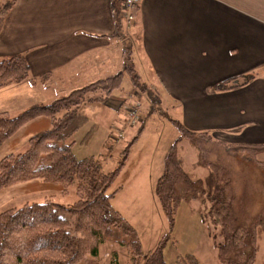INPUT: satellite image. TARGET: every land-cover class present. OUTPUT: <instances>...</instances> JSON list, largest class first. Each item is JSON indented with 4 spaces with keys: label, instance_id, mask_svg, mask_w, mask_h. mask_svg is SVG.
<instances>
[{
    "label": "crops",
    "instance_id": "crops-1",
    "mask_svg": "<svg viewBox=\"0 0 264 264\" xmlns=\"http://www.w3.org/2000/svg\"><path fill=\"white\" fill-rule=\"evenodd\" d=\"M10 2L13 7L0 14V61L24 55L36 79L0 88V112L14 116L123 71L122 0H0V7ZM138 7L132 30L141 38L130 57L135 69L145 64L162 84L185 126L211 128L228 143L263 145L264 0H141ZM256 68L260 78L231 86L232 78L241 76V84ZM223 83L230 88L217 85ZM124 95L112 93L82 112L97 105L124 118ZM49 127L40 116L7 142L21 130L28 135ZM119 193L113 203L129 219L117 203Z\"/></svg>",
    "mask_w": 264,
    "mask_h": 264
},
{
    "label": "trees",
    "instance_id": "trees-1",
    "mask_svg": "<svg viewBox=\"0 0 264 264\" xmlns=\"http://www.w3.org/2000/svg\"><path fill=\"white\" fill-rule=\"evenodd\" d=\"M13 5L10 2L1 6L0 14L3 16ZM138 10L139 7L135 15ZM117 19L122 24L120 9ZM124 73L134 86H140L133 61L125 55L123 71L76 88L52 103L32 105L14 116L0 112V147L28 122L40 116L50 120L49 128L29 138L26 151L10 153L0 160V191L15 183L43 180L62 185L66 194L73 186L77 196L69 206L48 198L0 211V264H76L87 255L97 256L100 244L106 242L126 246L130 264H166L165 238L146 254L138 230L113 203L131 176L128 171L121 173L133 142L124 149L119 166L111 171L103 169L100 157L79 158L72 151L74 141L70 139L88 121L81 112L82 106L110 97L120 87ZM28 79L36 78L31 77L30 64L24 55L0 61V88ZM252 79L253 76H248L241 84L231 86L239 87ZM222 86L230 88L227 83ZM96 92L101 96L92 98L90 95ZM172 121L179 136L165 154V169L155 187L170 227L182 202L202 198L209 204L204 221L209 223L214 238L216 231L221 236L216 243L220 262L254 264L258 237L264 232V209L259 215L247 217L244 209L247 198L235 193L231 170L207 158L203 143L209 139V132L194 131L178 120ZM181 140L197 149L198 164L210 171L206 179L185 170L178 152ZM227 148L249 156L263 150L264 144H234ZM62 211L75 219L63 217Z\"/></svg>",
    "mask_w": 264,
    "mask_h": 264
},
{
    "label": "rangeland",
    "instance_id": "rangeland-1",
    "mask_svg": "<svg viewBox=\"0 0 264 264\" xmlns=\"http://www.w3.org/2000/svg\"><path fill=\"white\" fill-rule=\"evenodd\" d=\"M123 37L127 40L125 55L130 56L132 44H140V33L134 34L132 30ZM135 70L140 76V86H134L130 77L124 73L120 87L113 92L115 96L117 93H125L123 100L127 107L126 116H116L107 108L98 109L97 105L88 106L84 111L88 117L87 123L70 139L74 141L72 151L79 158L100 157L103 169L111 171L119 166L124 149L133 142L121 173L122 175L128 171L131 176L120 190V201L117 203L138 230L145 253L152 252L160 240L165 238L163 256L166 264H222L216 247L221 236L216 231L214 238L209 223L204 221L209 211L207 202L202 198L182 202L176 211L173 227H170L162 210L155 187L165 169V154L179 136L178 128L172 120H178L184 125L186 123L184 114L179 115L177 105L168 98L162 84L149 74L145 64L138 63ZM248 76H253V79L260 78L259 68L243 74L242 77L247 79ZM240 77L232 80L235 79V83ZM90 96L94 98L101 95L96 92ZM94 102L98 101H89L87 104ZM134 109L138 112V120L130 123V112ZM194 131L210 133L209 139L203 143L208 151L207 158L231 170L235 193L247 198L244 208L247 217L250 219L259 215L264 209V164L258 160L264 161V151L248 156L244 152L227 148L234 144L228 143L220 132L214 133L211 128ZM36 133L38 132L24 135L21 130L15 139L0 147V160L10 153L26 151L29 138ZM121 133V140L114 142L111 139ZM22 135L24 136L21 137ZM178 152L186 171L203 179L210 175L208 168L198 164V151L190 142L181 140L178 143ZM48 198L69 206L77 199L75 187L71 186L66 194L62 185L43 180L15 183L0 191V211L21 208L28 203L41 202ZM61 215L75 219L66 211H62ZM76 264H130L129 252L126 246L106 242L100 244L97 256L87 255ZM254 264H264V232L258 237Z\"/></svg>",
    "mask_w": 264,
    "mask_h": 264
},
{
    "label": "built area",
    "instance_id": "built-area-1",
    "mask_svg": "<svg viewBox=\"0 0 264 264\" xmlns=\"http://www.w3.org/2000/svg\"><path fill=\"white\" fill-rule=\"evenodd\" d=\"M141 0H122L120 7V15L122 17L123 23V34L126 35L130 33L134 26V21L136 18L135 9L139 6ZM130 120L135 122L138 120V112L137 110H132L130 112ZM133 125V124H132ZM123 138V134L121 133L119 136L111 137L114 142H117Z\"/></svg>",
    "mask_w": 264,
    "mask_h": 264
},
{
    "label": "water",
    "instance_id": "water-1",
    "mask_svg": "<svg viewBox=\"0 0 264 264\" xmlns=\"http://www.w3.org/2000/svg\"><path fill=\"white\" fill-rule=\"evenodd\" d=\"M235 83H238L237 81Z\"/></svg>",
    "mask_w": 264,
    "mask_h": 264
}]
</instances>
